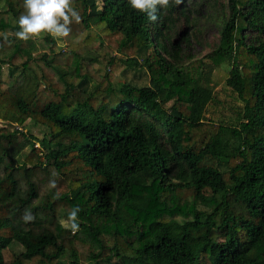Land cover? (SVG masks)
I'll list each match as a JSON object with an SVG mask.
<instances>
[{
    "label": "trees",
    "instance_id": "16d2710c",
    "mask_svg": "<svg viewBox=\"0 0 264 264\" xmlns=\"http://www.w3.org/2000/svg\"><path fill=\"white\" fill-rule=\"evenodd\" d=\"M184 1L214 22L216 0ZM72 6L67 37L28 40L23 0L0 7V264H264V0H226L201 56L165 7L151 21L127 0ZM225 62L232 125L204 119ZM138 68L147 84L114 83Z\"/></svg>",
    "mask_w": 264,
    "mask_h": 264
},
{
    "label": "rangeland",
    "instance_id": "374dc122",
    "mask_svg": "<svg viewBox=\"0 0 264 264\" xmlns=\"http://www.w3.org/2000/svg\"><path fill=\"white\" fill-rule=\"evenodd\" d=\"M2 2L3 0H0V7ZM211 3L212 5L214 4V22L205 21L208 19V12H206L205 8L201 9L197 5L195 8V6L191 5L188 1L178 3V0H168V3L164 6L166 14L171 17L170 25L173 30L187 31L190 34L192 41L190 50L192 53H195L196 56H201L210 51L218 42L219 29L215 22H217L218 17L223 14L226 0H216V2L212 1ZM171 4H174L175 8L170 9ZM193 18H195L196 23L192 20ZM190 23L191 27L187 28ZM198 26L202 30H198ZM42 35L43 33L36 35V37ZM197 40L200 41L201 44H198ZM58 43L60 46H64L61 41H58ZM229 68V64L225 62L212 71L210 87L213 92V98L206 107L204 119L232 125L235 124L240 117L239 110L241 108V102L238 100L235 92L225 83V77L229 72ZM221 77L222 79L218 80ZM124 80H131L137 84L144 85L148 83V75L144 68L134 70L128 69L121 75H117L114 79V83L119 85ZM24 128L38 138L43 137L48 132L45 126L33 122L31 123L29 120H26L24 123ZM18 159L20 160L22 157ZM13 248L17 251L21 249V247L16 244L13 245Z\"/></svg>",
    "mask_w": 264,
    "mask_h": 264
},
{
    "label": "clouds",
    "instance_id": "9594fccd",
    "mask_svg": "<svg viewBox=\"0 0 264 264\" xmlns=\"http://www.w3.org/2000/svg\"><path fill=\"white\" fill-rule=\"evenodd\" d=\"M133 10H139L147 15L151 21L157 20V13L168 0H127ZM25 11L16 19L18 31L16 36L22 40H28L32 36L41 33L51 34L53 37H67L71 31L70 24L80 20L79 12L72 6V0H23ZM51 187H55V181L50 180ZM80 208L73 207L67 213V221H61L65 227L73 233L79 230L78 213ZM33 214L26 210L22 216L24 222L34 220Z\"/></svg>",
    "mask_w": 264,
    "mask_h": 264
},
{
    "label": "built area",
    "instance_id": "2783aa9c",
    "mask_svg": "<svg viewBox=\"0 0 264 264\" xmlns=\"http://www.w3.org/2000/svg\"><path fill=\"white\" fill-rule=\"evenodd\" d=\"M17 128H19L20 129V127L19 126H17ZM36 146H37V144H35Z\"/></svg>",
    "mask_w": 264,
    "mask_h": 264
}]
</instances>
